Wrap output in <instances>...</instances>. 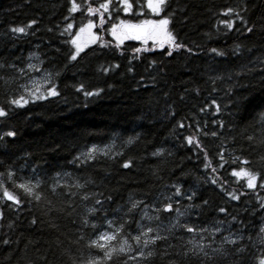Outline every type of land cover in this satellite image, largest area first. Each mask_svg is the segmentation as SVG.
<instances>
[{
	"label": "trees",
	"instance_id": "1",
	"mask_svg": "<svg viewBox=\"0 0 264 264\" xmlns=\"http://www.w3.org/2000/svg\"><path fill=\"white\" fill-rule=\"evenodd\" d=\"M104 2L76 0L78 10L71 12L72 0H0V63L5 65L0 69L3 77L0 103L13 95L24 94L20 86L28 77H19L8 65L14 62L18 67H26L32 52L40 55L44 61L42 68L52 74L61 91L59 97L29 103L23 108L13 106L9 117H0V137H4L0 142V211L3 212L0 241H10L9 244L0 242V264H41L40 258L45 254L48 264H69L70 257L86 251L91 233L85 235L77 250L74 243L77 230L60 211L70 203L64 193L72 192L75 193L72 201L78 205L74 215L83 216L80 197L84 192L74 187L77 179L81 183L85 179L92 181L88 192L111 195L113 203L109 210L117 213L114 218L126 220L128 217L120 210L130 199L148 203V215H156L151 204L161 201V194H168L166 186L178 177L185 181V187L196 186L198 194L209 201L195 222L210 225L214 220H223L225 216L218 213V208L227 207L247 225L242 245L247 250L218 255L216 264H258L259 257L264 255V234L259 233V227L264 225V209L260 208V202L264 201V187L260 185L264 180L258 178L257 188L248 189L245 179L233 178L230 172L232 168H249L264 175V123L261 121L264 117V0H169L168 11L175 12L169 29L178 42L193 49V53L186 49L174 51L171 57L167 55L168 44L163 48L144 46L133 39L121 43L110 33L112 23L151 17L145 0H130V13L122 10L117 13L114 3L111 16L105 15L106 23L100 28L99 14L93 16L87 9L98 8ZM230 7L246 8L241 15L250 26L255 25L252 33H247L234 15H224ZM89 18L97 22L100 40L81 53L82 59L72 62L68 56L74 50L73 45L66 43L69 37H62L60 32L67 23L74 24L70 32H77ZM33 19L38 23L27 35L9 31ZM221 20H232L233 29L225 28ZM237 44L241 45V52L233 54ZM137 48L141 49L139 53L135 52ZM212 48L223 50L227 55L218 56L211 52ZM134 56L138 58L133 59ZM153 60L157 61L156 69L150 67ZM117 63L120 68L107 74L100 70V66ZM129 67L134 72H129ZM160 68L164 71L156 75ZM152 76H156L155 82ZM80 83L85 90L103 89V92L85 97L83 92L75 90ZM180 122L185 123L184 128L178 127ZM8 131H15L17 135L7 137ZM213 131L218 135L213 137ZM132 136L139 139L128 145L127 140ZM188 136L193 137L191 145L185 139ZM105 145H109L107 157L98 154L92 161L77 159L90 146ZM159 148L166 150L165 156H152ZM221 150L226 159L237 161L231 167L225 166L228 171L221 178L228 179L229 190L244 193L238 202L207 182ZM205 152L212 161L207 172ZM127 159L134 162L130 169L122 167ZM244 159L249 164H243ZM13 166L22 171L9 178L8 172ZM37 166L44 174L45 185L50 187L59 180L64 186L56 194L48 191V187L41 193L55 205V216L44 204L33 207L26 203L16 208L2 199L4 189L22 195L16 185L30 178V169ZM65 173L69 175L64 176ZM159 206L162 208V202ZM144 211L141 208L135 216L142 224L146 220L140 219ZM174 213L161 211L160 220L153 222L170 223ZM34 217L38 219L36 224L32 223ZM52 223L58 227H50ZM135 228L132 224L125 231L135 235ZM238 228L240 224L233 223V231ZM174 232L170 242L179 251L191 234L181 236L180 230ZM111 243L118 246V241ZM219 243L218 238L217 246ZM163 247L161 243L157 251ZM128 256H131L129 252L122 254L119 264H144L139 257L133 261ZM151 264L166 262L157 256Z\"/></svg>",
	"mask_w": 264,
	"mask_h": 264
},
{
	"label": "snow or ice",
	"instance_id": "2",
	"mask_svg": "<svg viewBox=\"0 0 264 264\" xmlns=\"http://www.w3.org/2000/svg\"><path fill=\"white\" fill-rule=\"evenodd\" d=\"M122 2L123 8L121 9L120 3ZM115 3V10L118 13L119 11H124L125 13L130 12L132 9V4L129 0H106V2L99 4L98 8L88 7L87 11L93 16L99 14V26L103 28L105 21V15L108 14L110 17L112 14V5ZM78 5L76 0H72L71 12H76L78 10ZM147 8L150 12L158 17L159 19H144L139 23H132L131 21L121 20L119 24H112L111 34L120 40L121 43L125 39H135L141 40L144 44H148L149 41L152 42V45H159L161 48L165 44L169 45V50H167V55L171 57L174 51H179L180 49H186L189 53H193V49L187 47L186 45L178 42L176 37L173 35V32L169 29V25L173 23V18L175 12H169V0H147ZM242 11H246V8L237 10L236 8H227L224 12L226 16L234 15L238 18L241 23L244 25L245 31L247 33H252L254 31L255 25H249L248 21L244 19L241 15ZM142 14V13H141ZM67 19V18H66ZM38 21L36 19L31 20L27 25L24 26H13L10 28L12 34H22L27 35L29 30L36 25ZM220 24L224 25L228 30H232L234 23L232 20H221ZM97 25L92 19H88L86 24L82 23V26L79 27L78 32H70L69 30L73 29V23H67L63 31L60 32V35L68 36L69 39L66 40V43H70L74 46V50L69 53L68 59L72 62L78 61V58L82 59L81 53L84 52V47L79 42L81 34L87 32L89 34V39L91 42H96L99 37L93 33L91 30ZM123 31H120V30ZM52 29H49L51 31ZM141 49H135L136 53H139ZM211 52L218 56L227 55L223 50H218L217 48H212ZM241 52V45L237 44L233 50V54H239ZM86 54V53H85ZM29 61L36 60L40 65L44 61L40 58V55L37 52L29 53ZM138 57L134 56L133 59ZM131 63V61H130ZM5 65L0 63V69L4 68ZM150 67L152 69L157 68V61H151ZM8 68L14 70L19 77H28L33 85L36 84V80L30 76L32 71H40V67L35 63H28L26 67H18L14 62L8 65ZM120 64L110 65V66H100V70L104 74L109 73L113 69H119ZM129 72H134L132 67H129ZM164 69L160 68L156 75H159L163 72ZM58 76L59 73H56ZM3 79V77H0ZM143 80V77L141 78ZM151 79L155 82L156 76H152ZM43 80L50 86L46 87L43 91L39 88H29L28 85H21L22 93L19 95H13L10 99H5L0 103V117H9L11 109L13 106L17 108H23L29 103H35L41 100H48L50 98L59 97L61 91L59 85L54 81L51 74L47 73L45 70V75ZM7 83V81H5ZM215 83V80H213ZM77 92H83L85 97L98 96L103 89L98 91H88L85 90L83 83L75 86ZM26 94V95H25ZM183 99V97H181ZM204 109L202 108L201 111ZM171 115H175L174 112L169 110ZM262 123H264V117L261 118ZM222 126V125H221ZM179 128H184L185 123L180 122L178 124ZM207 134V133H205ZM7 137H15L17 133L15 131H8L5 134ZM213 137L217 136L218 133L213 131L211 133ZM139 137L132 136L127 140L128 145L135 143ZM189 145L193 143V137L188 136L185 138ZM251 139V137H249ZM4 140V137H0V142ZM197 148H200V145H196ZM166 150L159 148L152 153L154 157H163L165 156ZM98 154L104 156L109 155V150L99 149L96 146H93L87 152L81 153V156H78L77 159H83L85 161H92L97 158ZM219 159L216 161L217 166H213L210 169V176L207 178V182L211 185H215L222 193H224L232 201H240L241 196L244 195L243 192L229 190L230 184L227 178H221L224 172H227L228 169L225 167L228 165L231 167L232 164L237 163L235 160H229L225 158L224 151L221 150L218 153ZM205 164L204 169L207 170L212 163L209 160L207 152H205ZM243 164H249L247 159L242 161ZM134 165V162L131 159H127L122 163V167L125 169H130ZM22 171L21 169L13 166V170L8 172L9 178L16 174V172ZM31 176L26 180H21L20 183L16 185L19 189L22 190V195H14L12 192H9L7 189L3 191V197L11 201L13 206L16 208L21 207L26 203H30L33 207H37L39 204H44L47 211L56 215L57 213L53 211L55 205L47 201L45 196H42L41 193L44 191L45 187H48L43 183V173L40 172L38 166L36 168H31ZM28 174L25 173V176ZM61 174H57L60 177ZM64 176L69 174L65 173ZM230 176L233 178H243L247 181L246 187L248 189L257 188V179L264 180V175H261L255 171L249 170V168H232ZM63 178V177H61ZM92 183L90 179H85L83 183L79 179L75 182L74 187L77 190H83L84 194L80 197V204L84 207L83 216L74 215L76 213L78 205L72 201V197L75 193L67 192L64 193V197L70 203L66 204L65 207L60 210L63 215L66 216L69 223L73 225L76 231V240L74 241L77 250H79V245L81 241L84 240L85 235L91 233L89 241L86 245V251L79 252L78 255L72 256L69 258V264H119L121 260V255L126 252L134 251L136 255L128 256V260H137V257L140 258L144 264H151V262L159 256L161 260L165 261L166 264H216L217 256L224 255L227 256L230 253H244L247 250V246H242L243 241L245 240L244 229L247 225L240 220L238 214L230 213L227 207H219L218 213L223 214L225 219L223 220H214L209 224L197 223L196 220H199V217L203 214V209L209 205V201L203 199L201 195L198 194V188L196 186L185 187V181L178 177L177 180L166 186V192L161 194V201L151 204V208L154 209L156 215H148L147 209L150 205L145 203L142 200H131L128 205L121 206V212L123 216L128 217V219H117L114 218L117 216V213L111 212L109 210L110 205L113 203V198L111 195H105L103 192L95 193L88 192V186ZM264 187V184L260 185ZM63 185L57 180L50 187L48 191L53 194H56L57 190H63ZM244 187V185H241ZM91 201V206H88ZM199 201V203L197 202ZM162 202V208L159 206V203ZM175 205V208H174ZM141 208L145 209L144 215L141 216V220L147 218L149 221H159L161 211L166 213H172L175 211V218L172 219L169 225L166 228H162L160 224L153 226H145L135 219L136 213ZM260 208L264 209V201L260 202ZM195 213V220H193V214ZM3 217V212L0 211V219ZM33 224L38 223L37 218H33ZM233 223H239L240 228L233 231ZM132 224L136 225V228L133 229L136 232L133 235L130 231H125V227L131 228ZM12 225H9L11 227ZM50 227L57 228L56 223L50 224ZM174 230H180L181 236L183 234H191V238L186 242V246L181 250L177 251L175 246L170 242V237L175 236ZM165 233V234H162ZM227 233V235H225ZM259 233L264 234V225L259 227ZM119 237V239H118ZM219 238V246H217V239ZM251 240V237H248ZM118 241V246H114L111 242ZM207 241V243H205ZM3 244H9L8 239H3ZM262 242H264V237H262ZM161 243L164 245L163 249H160ZM135 246V247H134ZM230 246V247H229ZM147 250V251H145ZM41 264H48V256H41ZM258 264H264V255H261L258 259Z\"/></svg>",
	"mask_w": 264,
	"mask_h": 264
},
{
	"label": "rangeland",
	"instance_id": "3",
	"mask_svg": "<svg viewBox=\"0 0 264 264\" xmlns=\"http://www.w3.org/2000/svg\"><path fill=\"white\" fill-rule=\"evenodd\" d=\"M130 2V1H129ZM120 5L122 6V8H123V4H122V2L120 3ZM145 6H146V8H147V0L145 1ZM149 10V9H148ZM127 13H130V12H127ZM149 13L151 14V15H154V14H152L151 12H150V10H149ZM90 19V18H89ZM147 19H153V18H147ZM88 20V19H87ZM87 20H86V22H84L83 24H86L87 23ZM121 21V20H120ZM120 21H118V22H115V23H112V24H119V22ZM95 23H96V25H97V22L96 21H94ZM112 24H111V26H112ZM82 26V25H81ZM97 26L95 27V28H93L91 31L93 32V33H95L98 37H99V39H97L96 40V42H91L90 41V39H89V34L87 33V32H85V33H83V34H81V38H80V43L82 44V46L84 47V49H86L88 46H90V45H92V44H95V43H97V42H99V40H100V33H97ZM101 28V27H100ZM110 29H111V27H110ZM79 30V29H78ZM78 30H77V32H78ZM120 31H122V29L120 30ZM99 32V31H98ZM110 33H111V31H110ZM115 39H117L116 37H115ZM117 41H119L120 42V40H118L117 39ZM124 41H126V39L124 40ZM123 41V42H124ZM146 45V44H145ZM73 48H74V46H73ZM35 63V64H37L38 66H40V64H39V62L38 61H36V60H31V61H29V59H28V63ZM47 71V70H46ZM47 73H49V74H51L49 71H47ZM45 75V69H40V71L39 72H37V71H32L31 73H30V76L31 77H33L35 80H36V84L35 85H33L32 83H31V81L29 80V78H28V80H27V82L25 83L26 85H28V87L29 88H32V87H35V88H39L40 90H44L46 87H48V86H50V85H48L44 80H43V76ZM52 75V74H51ZM24 84V85H25ZM97 148H99V149H105V148H107V149H109V145H105V146H96ZM93 148V146H91L87 151H89L90 149H92ZM87 151H85V152H87ZM81 156V155H80ZM82 159H83V157H81ZM167 195V194H166ZM175 218V213H174V216H173V219ZM144 220V219H143ZM143 224L145 225V226H153V227H155L157 224H155L153 221H149L147 218H146V220H144V222H143ZM160 225H161V227L162 228H166L168 225H169V223H159ZM135 247V246H134ZM130 254H131V256H134V255H136V253L134 252V251H132V252H129Z\"/></svg>",
	"mask_w": 264,
	"mask_h": 264
}]
</instances>
